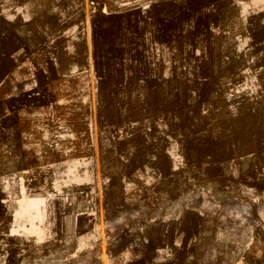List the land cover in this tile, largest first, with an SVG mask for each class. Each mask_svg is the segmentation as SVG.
Segmentation results:
<instances>
[{
	"label": "rangeland",
	"instance_id": "374dc122",
	"mask_svg": "<svg viewBox=\"0 0 264 264\" xmlns=\"http://www.w3.org/2000/svg\"><path fill=\"white\" fill-rule=\"evenodd\" d=\"M16 6L0 14V188L12 173L38 193L61 160L80 210L101 190L116 249L264 264V0H78L69 79L43 90L40 23Z\"/></svg>",
	"mask_w": 264,
	"mask_h": 264
},
{
	"label": "crops",
	"instance_id": "0c3cea01",
	"mask_svg": "<svg viewBox=\"0 0 264 264\" xmlns=\"http://www.w3.org/2000/svg\"><path fill=\"white\" fill-rule=\"evenodd\" d=\"M12 1L0 0V14L9 13L11 6L17 5L14 10L19 19H25L23 16L30 10L31 16L25 19L27 24L38 20L40 23L37 34L41 37L38 45L43 58L31 66L38 70L33 83L43 90L57 85L63 79H69L63 75V70L72 68V64L67 67L58 58V45L63 38L70 37L73 26H77L78 0ZM44 16L53 19V23L43 19ZM40 130L46 132L44 127H40ZM56 144L57 141L53 147L54 152H57ZM47 164L54 166L48 168L49 177L43 179L52 183L41 188L38 193L32 192L29 183L22 188L12 187V176H15L12 173L7 174V184L0 188V253L5 254H1L0 259H5L6 264L158 262L157 256H154V259L143 256L137 250L136 244L116 249V228L105 218L106 210L102 204L101 190L97 188L95 202L92 192L87 193L86 207L80 210L54 183L59 179L60 174L56 168L62 161L55 160ZM25 177L23 176V180ZM120 235L121 233H118V236ZM149 243L145 240L143 245Z\"/></svg>",
	"mask_w": 264,
	"mask_h": 264
}]
</instances>
